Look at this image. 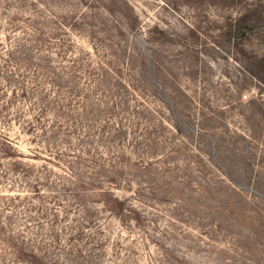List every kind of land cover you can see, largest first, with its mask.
I'll use <instances>...</instances> for the list:
<instances>
[{
  "label": "rangeland",
  "instance_id": "obj_1",
  "mask_svg": "<svg viewBox=\"0 0 264 264\" xmlns=\"http://www.w3.org/2000/svg\"><path fill=\"white\" fill-rule=\"evenodd\" d=\"M263 23L264 0H0V264H264Z\"/></svg>",
  "mask_w": 264,
  "mask_h": 264
},
{
  "label": "trees",
  "instance_id": "obj_2",
  "mask_svg": "<svg viewBox=\"0 0 264 264\" xmlns=\"http://www.w3.org/2000/svg\"><path fill=\"white\" fill-rule=\"evenodd\" d=\"M262 14L263 13L259 11L257 9V6H255L252 2H246L245 4H243L242 9L238 12L237 15L233 17L227 16L228 22L226 24L225 33H227L229 40L232 39V43L238 45L243 43L245 39L250 38V35L252 33H257L259 29L258 23L263 17ZM87 17L88 16L83 15L81 19ZM36 30L40 31L38 27ZM89 30L91 32L95 31V29L93 28H89ZM109 33L110 32H108V34ZM250 62L254 68H249V73L264 82V54L251 55ZM155 70L156 68H154V70H151L148 77L152 79V84L154 85V88L158 91V93L162 94V83L158 82L156 78H153ZM162 95L166 97L164 93ZM173 97V93L167 94L166 101L170 102ZM40 109L41 112L45 111L44 107H41Z\"/></svg>",
  "mask_w": 264,
  "mask_h": 264
}]
</instances>
